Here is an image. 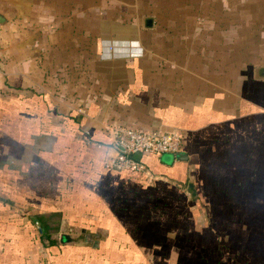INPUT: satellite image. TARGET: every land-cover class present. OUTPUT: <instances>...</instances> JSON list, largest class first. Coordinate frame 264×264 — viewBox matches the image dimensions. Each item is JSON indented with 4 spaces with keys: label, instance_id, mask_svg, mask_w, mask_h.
Listing matches in <instances>:
<instances>
[{
    "label": "crops",
    "instance_id": "0c3cea01",
    "mask_svg": "<svg viewBox=\"0 0 264 264\" xmlns=\"http://www.w3.org/2000/svg\"><path fill=\"white\" fill-rule=\"evenodd\" d=\"M0 15V264H264V0H0ZM113 124L183 146L134 154L146 181L80 137ZM213 179L215 235L195 238L189 198Z\"/></svg>",
    "mask_w": 264,
    "mask_h": 264
},
{
    "label": "built area",
    "instance_id": "2783aa9c",
    "mask_svg": "<svg viewBox=\"0 0 264 264\" xmlns=\"http://www.w3.org/2000/svg\"><path fill=\"white\" fill-rule=\"evenodd\" d=\"M107 135L111 142L117 143L122 150L117 151L106 161L107 166L129 171H140L147 174L149 171L141 161L134 157L136 153L160 154L163 152L176 153L183 146L184 135L181 130L136 129L122 124H113Z\"/></svg>",
    "mask_w": 264,
    "mask_h": 264
},
{
    "label": "rangeland",
    "instance_id": "374dc122",
    "mask_svg": "<svg viewBox=\"0 0 264 264\" xmlns=\"http://www.w3.org/2000/svg\"><path fill=\"white\" fill-rule=\"evenodd\" d=\"M127 1H128V9H131L133 11H136L138 9V0H127ZM244 9H247V7L245 6ZM205 181H208L209 184H206L205 186H200L199 185L200 183L197 184V187L200 186V188L196 189L197 191H195L189 199H192V202L190 203V212H191L190 214L192 216L191 217L192 220L195 222L194 223L195 226L193 225L194 237L195 238L199 237L200 232H198L197 230L200 229L202 234L205 231L204 236L207 237L206 238V240H207L210 238L209 237L210 233H211V236H213V237L215 235L214 234V229H216V227L214 225L215 224V218H217V215H219V213H217L218 208L216 207V192H215L216 182L214 179L213 180H205ZM203 183H204V180H202V184ZM186 189H188V188H186ZM188 191L190 192V190H188ZM242 213L245 214L244 215L245 217L247 216L246 215L247 212L243 211ZM230 218H231V215L229 213H225L219 217V219H224L225 223H228V226L226 228L227 230L229 228V225H231ZM238 221H242V218L239 217ZM186 228L187 227H185L183 229H186ZM212 228H214V229H212ZM57 230H58V228L55 229V231H57ZM54 233H56V232H54ZM226 238H228L227 235H226L225 239ZM209 244H212V243H209ZM185 245H187V244H185ZM190 245L195 246V247L197 246V244L193 243V242H190L189 246ZM204 245L205 244H201V246H204ZM234 246H237V245H234ZM200 254L201 255H210L211 258H201V259H198L195 261H194V259H192L191 264H194V263L204 264L205 260H203V259L207 260V264H221L220 261H224L225 262L224 264H233L231 259L227 260V259L216 258L215 252H213L212 250L201 251ZM242 254L244 255V253L241 252V254H240L241 258H242ZM177 261H184V260L180 259ZM178 264H179V262H178Z\"/></svg>",
    "mask_w": 264,
    "mask_h": 264
},
{
    "label": "trees",
    "instance_id": "16d2710c",
    "mask_svg": "<svg viewBox=\"0 0 264 264\" xmlns=\"http://www.w3.org/2000/svg\"><path fill=\"white\" fill-rule=\"evenodd\" d=\"M73 116H74V114H72V113H69V114H67V115H64V121H65V124H66V122H70L69 119H71V117H73ZM77 122H78V121H76V123H77ZM79 134H80V137H81L83 140H87V139H89V140H91L92 142L98 143L99 145L103 144V145H105V146H108V145H110V142H111V140H110V138H109V136H108L107 134H106V139H98V138L92 139L91 133H89V132H83V131H80ZM143 165H144L147 169H149L148 166L145 165L144 163H143ZM136 172H139V173H140V171H136ZM141 173H143V172H141ZM144 179H145L146 181H152V180H154V179L148 180V178H147V176H146L145 174H144ZM185 182H186V184H187V181H185ZM185 182H184V183H183V182H181V183L176 182V185L179 186V187H181L182 185H185ZM187 186H188V185H187ZM41 235H42V233H41Z\"/></svg>",
    "mask_w": 264,
    "mask_h": 264
},
{
    "label": "water",
    "instance_id": "95a60500",
    "mask_svg": "<svg viewBox=\"0 0 264 264\" xmlns=\"http://www.w3.org/2000/svg\"><path fill=\"white\" fill-rule=\"evenodd\" d=\"M2 20H3V17L0 15V21H2ZM113 146H114L115 148H117V149L122 150V147H121L119 144L115 143V142L113 143ZM61 229H63L62 226H61ZM85 238H88V235H86Z\"/></svg>",
    "mask_w": 264,
    "mask_h": 264
}]
</instances>
